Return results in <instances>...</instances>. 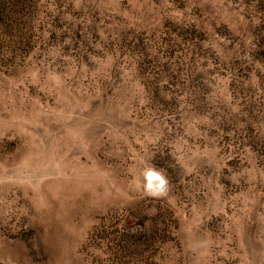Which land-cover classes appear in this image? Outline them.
I'll use <instances>...</instances> for the list:
<instances>
[{
    "label": "rangeland",
    "instance_id": "1",
    "mask_svg": "<svg viewBox=\"0 0 264 264\" xmlns=\"http://www.w3.org/2000/svg\"><path fill=\"white\" fill-rule=\"evenodd\" d=\"M0 264H264V0H0Z\"/></svg>",
    "mask_w": 264,
    "mask_h": 264
},
{
    "label": "clouds",
    "instance_id": "2",
    "mask_svg": "<svg viewBox=\"0 0 264 264\" xmlns=\"http://www.w3.org/2000/svg\"><path fill=\"white\" fill-rule=\"evenodd\" d=\"M147 178H148V180H149V187H152V182H153V181H159L161 185L164 184L163 179H162L158 174H156L155 172H151V171H150V172L147 174Z\"/></svg>",
    "mask_w": 264,
    "mask_h": 264
}]
</instances>
